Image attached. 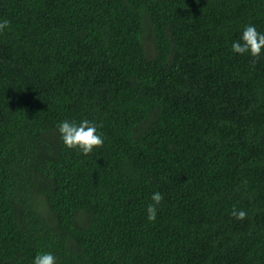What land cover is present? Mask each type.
<instances>
[{
    "label": "trees",
    "instance_id": "trees-1",
    "mask_svg": "<svg viewBox=\"0 0 264 264\" xmlns=\"http://www.w3.org/2000/svg\"><path fill=\"white\" fill-rule=\"evenodd\" d=\"M0 19V264H264V50L230 47L264 0H0ZM64 119L104 144L67 148Z\"/></svg>",
    "mask_w": 264,
    "mask_h": 264
},
{
    "label": "clouds",
    "instance_id": "clouds-1",
    "mask_svg": "<svg viewBox=\"0 0 264 264\" xmlns=\"http://www.w3.org/2000/svg\"><path fill=\"white\" fill-rule=\"evenodd\" d=\"M10 22L0 19V32L5 31ZM231 51L235 54H248L259 58L264 50V32L257 30L254 24L243 27L239 39L231 42ZM57 130L63 144L69 148L79 151L83 155L91 153L95 148L104 144V136L99 131V126L91 120L81 119L79 122L72 119H64L57 123ZM164 196L160 191H153L150 197L151 202L146 207V218L148 221H155L158 213V206H161ZM232 216L237 219H244L247 215L243 209H233ZM32 264H58V258L51 251H39L32 258Z\"/></svg>",
    "mask_w": 264,
    "mask_h": 264
}]
</instances>
